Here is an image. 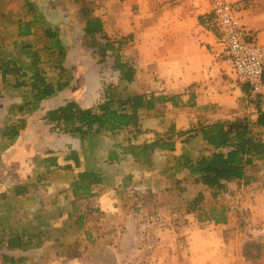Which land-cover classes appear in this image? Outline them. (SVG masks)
I'll return each mask as SVG.
<instances>
[{
	"label": "crops",
	"instance_id": "1",
	"mask_svg": "<svg viewBox=\"0 0 264 264\" xmlns=\"http://www.w3.org/2000/svg\"><path fill=\"white\" fill-rule=\"evenodd\" d=\"M27 1L33 2L38 12L28 11ZM227 1L237 6L241 24L254 33L257 42L264 44V0ZM53 2L59 3L58 6L55 4L52 7ZM91 2L92 14L102 25L101 36L105 37L104 39L123 41L120 54L135 70L133 80L127 83L128 88L137 93L154 91L178 96L176 104L165 102L161 104L162 106L156 107L152 111L153 116L148 115L149 111H140L141 131L132 139V143L150 142L158 135L166 134L169 124H173L178 130L187 129L203 120L230 118L243 114L249 115L252 121L255 119L254 108L249 105L246 98L245 84L238 83L228 66L215 54L217 35L211 9L212 0H91ZM68 8L61 0H48L43 4L41 0H0V64L7 60L15 62L26 71V75L19 80L30 82L32 60L36 54L40 59L38 66L44 71L47 80L54 83L68 80L62 89L42 99L37 105L30 106L28 110L22 111L23 129L5 146H35L38 132L35 127L38 124L35 125L33 121L39 117L44 120L46 110L72 99L83 107L90 106L100 97L99 64L94 62L92 56L91 62H88V51L78 40L81 35L78 31L85 34L84 21L73 19ZM191 9L193 13L190 12ZM30 20H36L37 23L30 27L28 33L19 34V29ZM48 25L57 31V40L63 45L61 57L63 70L54 63L58 55L56 53L58 46L52 47L55 53L51 54L48 51L51 40L43 34ZM73 54L78 55L79 60L76 63L71 61ZM46 56L49 61H45ZM14 83L15 77L12 74L3 76L0 69V140L4 137L2 131L5 120L16 111L13 107L22 103L30 94L28 85L15 86ZM261 92H264V84ZM191 107L197 109L195 114L194 110H189ZM158 109L166 111L158 112ZM166 120H169L167 125ZM258 130L263 131V128L259 127ZM103 131L101 130L98 135L87 136L92 141L89 143L92 149L94 146H100V142L103 141L100 135L105 132ZM48 137L56 139L50 135ZM71 137L65 135L58 137L61 142L59 145L67 146L68 142L77 141L75 146L76 144L82 146L81 140L87 139L78 135ZM89 139L87 140L90 141ZM46 143L48 142L40 145L46 146ZM106 146H110L108 142ZM190 146L200 147L202 144L197 139L188 144L175 141L174 151H156L154 160L159 164H172L171 155L182 150L191 151ZM92 152L94 153L93 150ZM107 154L108 151L96 165L86 166L88 169L103 172V184L99 185L97 190L98 205L102 209L110 205L114 208L116 189L125 183L129 184L124 180L125 177L118 179L114 171H105L107 161L110 162ZM125 157L133 161L129 154H125ZM256 163H259V160H255L254 165H257ZM55 168L58 170L56 176L61 179L54 177L52 180L57 182L51 184L58 190L59 183L65 181L66 186L62 191L68 192L74 171L61 169L60 165H51L49 170L51 169L53 173ZM166 169L167 172L175 174L173 170ZM171 173L169 175L174 177ZM177 175L179 176L176 174L175 177ZM123 180L125 182L122 185ZM106 184H111L113 188L109 191ZM260 190L262 188L253 189L255 204L250 205L252 215L263 209L264 190L263 192ZM192 215L193 212L185 211L184 217L192 219ZM184 222L185 225L181 226L185 235L183 244L175 240L176 236L172 235L175 233L174 229H171L168 233L169 239L161 238V243L157 247L163 245L173 251L175 246L176 248L178 245L183 246L184 263L213 264L215 258H220L218 261L225 259L227 264H230L231 253L226 252L223 246L231 239L225 241L222 233L225 229L233 227V220L229 215L227 223H209L199 229L190 221ZM170 236L174 238L170 240ZM235 238L238 239L237 234Z\"/></svg>",
	"mask_w": 264,
	"mask_h": 264
},
{
	"label": "rangeland",
	"instance_id": "2",
	"mask_svg": "<svg viewBox=\"0 0 264 264\" xmlns=\"http://www.w3.org/2000/svg\"><path fill=\"white\" fill-rule=\"evenodd\" d=\"M61 1L69 7L73 19H79L82 16V8H93L91 0ZM45 2L48 0H41V4ZM55 4L58 6L59 3L53 2L52 7ZM79 20L81 21V19ZM78 32L81 34L78 37L79 42L88 51L89 61H87L91 62L90 56H92L94 62L99 64L101 89L103 83L106 82L121 83L118 79V72L114 68L113 59L111 56L106 57L103 54L102 45L106 39L90 38L87 34ZM109 41L117 44L118 40ZM71 58L72 63L79 60L76 54H73ZM54 63L56 64V59ZM161 104L164 103H160L156 107L162 106ZM193 108L191 107L189 110H194L195 114L197 109ZM157 111L166 110L158 109ZM21 115L22 112L13 111L11 116L5 120L4 125L17 123L20 126V132L23 129L24 120ZM148 115L153 116V112L150 111ZM168 121H165V125L169 124ZM33 123L38 124L35 127L38 130L35 146H5L10 139L3 137V140H0V264H10L2 260V254L15 258L26 257L25 260L17 261L15 264H106L105 261L109 262L110 260L115 261L112 264H189L183 262L185 258L183 246L178 245L177 248L175 246L173 251L170 247L167 248L162 244V246H157L161 243V238L169 239L168 233L171 229H174L175 233L172 235L176 236L175 240L183 244L185 235L182 225H185V220L193 223L192 225H195L197 229L209 224L206 221H199L196 212H193L192 219L184 217L186 201L192 198L197 191L202 190L203 187H199L202 185L186 184V190L181 195L177 189L168 191L165 187L173 185V177L169 175L170 171L167 172L166 164H159L154 160L151 168L142 167L141 163H134L125 155H120V160L107 161L105 165V171H114L113 173L118 179L129 174L132 179V182L131 179L130 181L125 179L129 184L126 187L118 186L116 189L115 209L111 205L102 209L98 205L96 193L90 201L84 199L76 201L79 210L77 212L85 215L82 228L77 234L60 235L51 230L44 246L27 250L6 248L5 239L2 240L3 236L7 237L10 233L29 225L42 226L47 221L51 222V225L58 226L61 224L59 211L65 212L70 209L69 188L68 192L62 191L66 182H60L58 190L57 187H53L52 184H55L57 180L54 182L52 179L60 178L56 176L58 170L55 168L52 173L51 169L49 170L50 166H46L43 158L56 155L61 166L66 163L63 156L69 150L74 149L79 154L81 169L87 168L86 166L92 167L93 164L96 165L101 161L107 151L116 149L120 152L122 146L116 147V145L121 142L122 145H125L126 142L123 138L132 135L125 132L115 137L103 131L104 133L100 135L103 141L100 142V146H94L93 149L92 146H89L92 141L87 137L84 138L90 141L82 139V146L77 144L75 146L77 141H70L67 146H61L58 137L65 135L72 138L73 134L64 132L60 126L48 123L40 117ZM161 132L159 131L160 134ZM96 134L98 135V133ZM49 135L56 139H49ZM133 138L131 136V141ZM45 141L48 142L46 146H41L40 144ZM107 142L110 146H106ZM194 147L196 146H190L189 149L192 150ZM256 164L253 169L249 170V173L254 177L253 180L248 184L231 183L228 185V190L223 192L218 199L219 202L228 206V215L233 220L232 230L228 231L230 228L222 232L224 234L226 231L225 241L231 239L223 246L226 248V252L231 253L230 264H264V204L263 209L256 215H252L250 210V205L255 204L253 189L262 188L260 192L264 190V159H259V163ZM61 169L67 168L61 166ZM176 174L179 173H173L172 176ZM15 184H27L28 191L23 195H14L11 189ZM105 186L109 188V191L113 188L111 184ZM97 190L98 187L95 188L96 192ZM203 191L206 194L204 203L205 206H208L214 200L211 199L207 190ZM2 194L5 195L1 196ZM91 208H96V210H89ZM193 219L194 221H192ZM86 230L91 232L94 240L91 241L87 238ZM236 234L238 239L235 238ZM248 236L256 238L261 244L262 253L260 256L247 259L242 254V244ZM174 237L170 236V240ZM55 238L58 240L57 242L54 241ZM61 242H64L63 247L57 245ZM219 259L215 258L213 264H227L225 259L218 261Z\"/></svg>",
	"mask_w": 264,
	"mask_h": 264
},
{
	"label": "trees",
	"instance_id": "3",
	"mask_svg": "<svg viewBox=\"0 0 264 264\" xmlns=\"http://www.w3.org/2000/svg\"><path fill=\"white\" fill-rule=\"evenodd\" d=\"M72 1L78 2L79 0ZM26 6L28 11L38 12L33 2L27 1ZM81 12L82 16L79 19L84 21V33L90 38H105L101 36L102 25L100 20L92 14L93 8H82ZM36 23V20L27 21L19 29V34L28 33L30 27ZM43 34L51 40L49 53H55L52 47L58 46L56 65L63 70L61 57L64 50L63 45L59 44L57 40V31L48 25ZM122 44L123 41L121 40L114 44L106 39L102 45L103 54L106 57L109 55L113 59V65L118 72V79L121 83H103L100 98L90 106L83 107L73 99L66 100L63 104L46 110L43 119L48 123L60 126L64 132L82 138L99 133L101 130L115 137L125 132L131 133L132 135L123 138L126 142L125 145H122V142L116 145V147L122 146V150L120 152L116 149L110 150L107 159L113 162L120 160V155L129 154L133 162L141 163L142 167L148 168L153 166L156 151H174L175 141L188 144L194 139L200 140L202 146H196L191 151L182 150L171 155L172 164H166L165 167L175 173L179 171L180 176H174L173 185L166 186L165 189L168 191L177 189L182 193L186 190V184L202 185L203 189L197 191L192 198L186 201L185 211L196 212L199 221L215 224L227 223L229 208L226 204L219 202L218 199L223 192L228 190V185L231 183L248 184L253 180L254 177L249 173V170L253 169L255 160L264 158V105L261 102L260 94L250 95L248 86L245 85L246 98L256 114L253 121L250 120L249 115L243 114L230 118L199 121L187 129L177 130L173 124H169L166 134L158 135L150 142L132 143L131 136L135 137L141 131L140 111H153L158 104L165 102L176 104L178 96L154 91L137 93L130 90L127 83L133 80L135 70L119 54ZM39 62L40 59L35 54L32 60L33 71L29 76L30 82H26L24 79L19 80L26 75V71L15 62L7 60L0 64L3 76L12 74L15 77V86H29V96L25 97L22 103L13 107L16 111L28 110L30 106L37 105L42 99L62 89L68 83V80H59L55 83L47 80L44 71L38 66ZM259 127L263 128V131L258 130ZM19 130L20 126L17 123L8 124L3 128L2 135L12 140L17 137ZM57 159L58 156L56 155L43 158L46 166L59 165ZM63 159L66 160V163L61 166L73 170L74 177L69 184L71 200L68 203L70 209L65 210V212L60 210L58 213L61 224L58 226L51 225L52 223L47 221L42 226L22 227L7 237L3 236L2 240L5 239L6 248L27 250L44 246L51 230L67 236L80 232L85 215L77 212L79 210L76 201L81 199L90 201L95 197L97 193L95 188L103 183V173L99 170L81 169L79 154L74 149L69 150ZM125 179H131V175H127ZM126 186L125 183L123 187ZM11 190L14 195L18 196L25 194L28 187L27 184H15ZM203 190H207L211 199L214 200L208 206H205L204 203L205 193ZM3 195L5 194L1 196ZM89 210H96V208ZM231 230L232 228L228 231ZM85 233L88 239L94 240L89 230H86ZM223 237L226 240V231ZM54 241L57 242L58 240L55 238ZM57 245L63 247L64 242ZM261 253L262 246L258 240L248 236L242 244V254L245 258L258 257ZM1 256L4 262L10 264L26 259L25 256L16 258L7 254ZM113 261H105V263L112 264Z\"/></svg>",
	"mask_w": 264,
	"mask_h": 264
},
{
	"label": "built area",
	"instance_id": "4",
	"mask_svg": "<svg viewBox=\"0 0 264 264\" xmlns=\"http://www.w3.org/2000/svg\"><path fill=\"white\" fill-rule=\"evenodd\" d=\"M211 9L216 28V56L230 69L235 80L248 86L250 95L260 94L264 105V44L245 28L237 6L227 0H212ZM193 13V10H190Z\"/></svg>",
	"mask_w": 264,
	"mask_h": 264
}]
</instances>
